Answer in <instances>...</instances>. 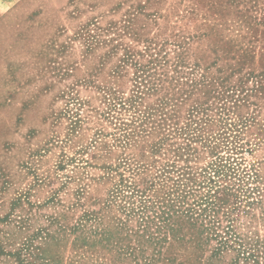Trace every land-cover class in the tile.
Returning <instances> with one entry per match:
<instances>
[{
  "label": "rangeland",
  "instance_id": "rangeland-1",
  "mask_svg": "<svg viewBox=\"0 0 264 264\" xmlns=\"http://www.w3.org/2000/svg\"><path fill=\"white\" fill-rule=\"evenodd\" d=\"M147 71L162 84L130 105ZM165 111L201 127L178 166H206L207 141L243 169L217 214L225 225L237 205L236 230L264 253V0H0V264H234L237 246L187 231L154 256L122 206L167 189L141 193L188 141Z\"/></svg>",
  "mask_w": 264,
  "mask_h": 264
},
{
  "label": "trees",
  "instance_id": "trees-1",
  "mask_svg": "<svg viewBox=\"0 0 264 264\" xmlns=\"http://www.w3.org/2000/svg\"><path fill=\"white\" fill-rule=\"evenodd\" d=\"M145 69V67H142L141 71ZM146 73H144V76L142 75V77L137 75L139 78L134 83L136 91L132 93L133 95L129 99L130 102L128 101L130 105H132V99L135 101L136 97H140L142 93L146 91H155L157 90V86L162 84L161 80L164 78L163 76L156 74L155 71H153V73ZM167 79L168 83L171 84L178 81V78L174 75L168 77ZM191 84L194 85V81H190L189 85ZM172 88H174V86H172ZM205 92L206 94L210 93V91ZM214 97L220 98L215 96V94ZM177 99L178 97L175 96V93L170 92L165 97L159 98L158 104H168L176 101ZM236 100L237 99L234 100L233 105L236 104ZM124 103L125 102L119 100V104L124 105ZM114 105H116V103ZM153 110V113L157 111L156 108H153ZM161 115H163V120L170 119V121L166 122L167 124L165 126V129L168 131V134L166 133L167 135L170 136L180 134L188 141L184 143V146L174 148V154L176 156L173 158L171 163L168 164V166L162 168L160 172L155 175L158 178L154 177L150 180L143 178L142 180L146 186L143 190H141V193H144L147 189H154V185L157 181H159V183L161 181V189L162 187L165 188V186H167V189L164 191L163 189L162 191L156 189L154 191V197H144L143 200H141V204L137 207H133V201L131 200L130 195L123 196V200L125 197V201L122 206L125 207V205H128L129 203V210L127 212L130 217H133L135 214L138 215L136 221L142 226V230L137 231L138 236L145 237L146 239L144 242L153 245L155 248L154 256L157 257H161L163 255L165 248H171L173 241L183 240V236H186L187 233H189V238L194 239L197 242H203L205 239L211 238L216 239L217 249H223L229 246L235 248L237 246L238 252L243 254L240 255L243 256V259H252V262L255 264H264L263 251H257L259 250V245H257L256 242H251V246H247L248 242L243 239V236L240 235L233 224L234 217L231 211L233 209H238L237 205H234L230 208V210L223 211L227 220V224L225 225L221 224L217 214L218 211L221 210L222 204L229 201L231 197L230 195H232V190L228 188L231 180H228V178L233 175L238 180L243 179L245 176V174L242 173L243 169L240 171L238 167L236 168L230 161L226 160L228 158L224 159L222 155L218 154V148L221 147L219 143L211 145L207 144V141L204 142L203 145L204 147L210 146L209 150L211 153H214L215 157L208 162L206 166L200 168L197 172L191 168L189 163L178 166L175 162L176 157L182 156V150L186 153H190L189 150H194L190 142L200 140L199 130L201 127L196 126L189 130V128L187 129V125L186 127L178 126V122L176 120L171 121L173 117H179V114L174 112L168 113L165 111L162 112L160 116ZM153 120L152 122H155ZM190 121H193V119L190 118ZM196 123L198 124V121H196ZM127 136L128 133L124 132L123 138L126 140H124L123 143H126ZM161 138L163 140L164 137ZM225 141V138L221 140L223 145H226ZM159 149L160 147L157 145L155 150ZM143 157L144 155L140 156V158ZM139 160L140 159L135 160L136 164L143 163ZM164 172H172L173 174H169L168 177H164ZM125 180L126 179L122 178L119 184H121V186H128ZM121 186L118 187L116 191L121 192ZM129 186L131 187L132 185ZM134 189L135 188L133 186L132 190ZM132 193L133 192H131V194ZM134 208L137 210L140 208V210L138 212H134ZM148 211H151V214H148ZM116 223L119 228H124V223L119 221V219ZM151 224L155 225V229L153 231H149ZM185 231H187V233H185ZM168 233L169 237H167ZM233 243L236 245H232ZM248 247L253 249V251L248 249L247 254H245L244 251ZM168 249H166V251ZM240 256L239 253H237L234 264L239 263L238 261ZM260 258L263 259V261L261 260V263L259 261ZM147 264H149V262H147Z\"/></svg>",
  "mask_w": 264,
  "mask_h": 264
}]
</instances>
